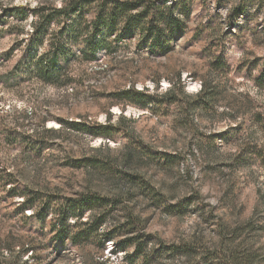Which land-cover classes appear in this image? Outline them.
<instances>
[{
	"label": "rangeland",
	"instance_id": "obj_1",
	"mask_svg": "<svg viewBox=\"0 0 264 264\" xmlns=\"http://www.w3.org/2000/svg\"><path fill=\"white\" fill-rule=\"evenodd\" d=\"M238 4L193 0L170 53L152 54L132 37L114 53L100 51L99 61L74 63L76 80L53 86L22 72L18 62L36 20L32 10L60 7L63 0H0V263L133 264L127 255L134 246L113 253L111 240L63 243L53 231V213L41 220L23 205L35 192L76 197L98 191L122 200L101 233L132 211L157 246L197 248L190 260L163 257L150 264L206 263L221 229L238 231L234 243L239 254L254 257L249 264H264V85L258 82L264 5L253 1L248 16L229 26ZM17 7L29 12L26 19L11 16L8 10ZM131 86L160 94L172 89L177 100L145 109L109 96ZM63 120H82L92 130L110 127L112 137L70 129ZM16 131L45 147L34 151L31 141L15 140ZM129 132L173 161L127 155ZM142 181L152 192L140 188Z\"/></svg>",
	"mask_w": 264,
	"mask_h": 264
},
{
	"label": "trees",
	"instance_id": "obj_2",
	"mask_svg": "<svg viewBox=\"0 0 264 264\" xmlns=\"http://www.w3.org/2000/svg\"><path fill=\"white\" fill-rule=\"evenodd\" d=\"M217 1L222 2V0ZM253 1L255 0H239V4L232 8L228 15L229 26L238 24L241 15L248 16L247 6ZM256 1L264 5V0ZM168 2L171 3L168 5ZM192 2L193 0H165L161 3L153 0H63V5L60 7L41 5L32 10L36 20L32 22V31L29 33L25 48L21 51L19 67L23 69L22 72L33 73L46 84L69 86L76 80L71 74L74 63L99 61L100 51L104 50L107 54L114 53L121 48L125 40L132 37L137 38L139 48H147L152 54L166 55L173 50L177 36L186 29ZM8 11L11 16L21 20L26 19L29 13L20 7ZM239 27L243 25L239 24ZM46 42L47 47L42 50L41 47ZM219 58L220 56L218 61ZM258 82L264 85V71L258 77ZM173 93L172 89L163 94L148 93L145 89L131 86L109 93V96L114 98L117 104H133L146 109L165 102L173 104L177 100L176 97H172ZM203 93L198 96L202 97ZM206 98L211 99V97ZM206 98L202 100L206 101ZM198 105L202 107L204 104ZM62 122L70 129L112 137L108 131L110 127H106L107 131H104L96 128L99 127L97 125L94 127L97 130H92L89 123L82 120ZM14 135L16 141H31L29 147L31 146L34 151L41 152L45 147L46 143L44 144L42 140L33 141L30 135L20 131L14 132ZM128 137L125 146L128 149L127 155L131 156L139 152L158 161L159 159L165 162L173 161L163 152L151 151V147L149 148L143 140L135 139L131 132ZM144 182L140 188L152 192L149 190L151 185ZM34 194L32 196L25 194L28 199L23 203L24 208L32 209L34 212L32 216L41 220H44L49 213H53L56 216L52 223L53 231L57 232V239L59 238L63 243L71 242L73 245H79L91 240L101 243L111 240L115 244L113 253L126 251L129 246H134L133 253H127L133 264L138 261L142 264H150L163 257L190 260L192 253L197 251V248L190 243L157 246L154 243V236L148 233L145 227H141L143 219L132 211L124 216L122 219L124 221L119 222L116 228L101 233L100 230L112 208L115 209L121 204L120 196H105L98 191L82 192L76 197H59L57 194L41 192ZM153 194L157 196L155 192ZM178 208L187 209V204H179ZM88 211H91L90 218L83 221L82 217ZM71 219L75 220L72 222ZM116 229L117 233H115ZM237 233V230L227 232L221 229L218 232L217 244L214 248H208L209 255L205 256L206 263L203 264L254 262V257L239 254L240 249L234 243ZM120 234L125 236L123 241H117V236ZM179 264L191 263L183 261Z\"/></svg>",
	"mask_w": 264,
	"mask_h": 264
}]
</instances>
